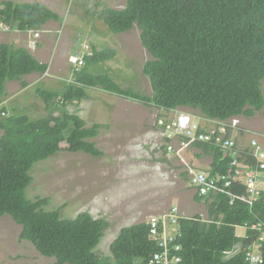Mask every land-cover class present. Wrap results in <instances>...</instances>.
<instances>
[{"label":"trees","instance_id":"obj_1","mask_svg":"<svg viewBox=\"0 0 264 264\" xmlns=\"http://www.w3.org/2000/svg\"><path fill=\"white\" fill-rule=\"evenodd\" d=\"M99 7L96 18L115 34L138 26L141 43L152 56L143 67L152 93L122 88L107 67L116 51L93 47L85 64L74 72L75 83L64 92H49L45 101L48 116L31 121L23 113L17 115L3 107L0 218L11 216L22 226L20 241L32 243L42 256L55 259L54 264H149L150 257L162 248L151 238L148 222L124 227L111 244L112 257L100 256L97 248L108 221L88 212L65 219L63 206L47 209L50 198H27L26 190L33 183L30 172L37 162L61 151L103 156L92 141L103 125L87 127L84 118L66 107L67 102L79 105L88 96V88H101L150 108L199 110L210 120L251 119L263 112L264 0H126L120 10L102 3ZM60 19L41 3L0 0V25L9 31L40 30L48 21ZM48 68L26 48L1 43L0 98L6 94L7 82L45 74ZM60 99L64 101L59 107ZM195 147L212 157V177L225 176L232 169L234 157L225 156L214 142H198ZM241 151L239 161L256 164L252 149ZM225 190L242 195L246 187L234 181ZM194 198L209 203V218L196 215L179 220L175 244L182 248L177 254L183 264H246L245 249L260 232L249 228L238 236L237 227L264 222V192L253 206L238 198L231 203L222 192L207 197L195 194Z\"/></svg>","mask_w":264,"mask_h":264},{"label":"rangeland","instance_id":"obj_2","mask_svg":"<svg viewBox=\"0 0 264 264\" xmlns=\"http://www.w3.org/2000/svg\"><path fill=\"white\" fill-rule=\"evenodd\" d=\"M13 1L18 4L26 3L25 0ZM59 3L56 9L64 20L70 21L71 30L75 28L79 34L87 35L88 29L97 19L95 13L100 3L120 10L124 8L126 0H60ZM106 32L103 28L96 29L89 36L91 43L101 44V49L111 48L116 51L115 58L107 62L116 83L122 88L150 95L151 85L149 78L143 74V67L152 56L141 43L138 26L120 34L110 30ZM15 39L6 28L0 27V44L26 46L21 41L15 43ZM78 39L80 40H74V43H80L85 37ZM68 41L66 39L65 43L61 42L59 47L64 49L71 44ZM75 46L78 48L79 44ZM60 58L57 57L56 64H61L65 70V58ZM35 59L38 60L36 56ZM57 68L60 67L54 64V70L48 69L45 74L26 75L17 80L20 84L24 81L35 83L40 78L41 82L31 85L16 98L17 104L24 107L16 112L17 115L23 113L31 121L45 116L42 102L48 99L49 92H64L70 86L69 80H72V76H59ZM63 72L66 75L68 73L66 70ZM261 87L264 94V80ZM86 92L88 96L81 101L79 110L76 109V101L67 102L66 107L71 113L82 116L88 127L94 123L103 125L95 143L105 153L102 157L94 158L83 152L63 151L37 162L30 172L33 183L26 190L27 198H50L51 204L47 209L51 211L63 206L61 214L65 219H73L80 213L89 212L94 218L107 220L109 226L97 248V252L103 257H112L111 244L124 227L147 222L152 216L165 213L172 207H178L184 217L200 215L208 220L209 203L195 201V192L190 187L186 173L185 162L195 163L194 154H198L199 150H189L184 156L185 161L171 156L169 162L153 161V165L148 166L146 163L150 161V156L144 151L155 147L165 150L163 135L159 132L161 130H158L159 127L155 128L156 119L161 116L176 119L181 115H201L199 110L180 107L168 112L123 99L101 88H91ZM38 93L40 97H37ZM11 94L8 93L7 97H11ZM232 121H236L242 129L233 132L240 150H251L253 139L264 149V111L251 119L241 116ZM160 156L158 155L159 158ZM117 161L119 167H116ZM211 161L212 157L204 156L197 165L209 172ZM21 230L22 226L11 216L0 218V264H54L55 259L42 256L32 243L20 241ZM238 234L243 235L244 230L238 229Z\"/></svg>","mask_w":264,"mask_h":264},{"label":"built area","instance_id":"obj_3","mask_svg":"<svg viewBox=\"0 0 264 264\" xmlns=\"http://www.w3.org/2000/svg\"><path fill=\"white\" fill-rule=\"evenodd\" d=\"M36 39L40 37L37 32ZM36 40L32 42L35 46ZM84 52L76 53L71 57L72 63L76 64L77 69L85 64V57L91 56L90 47L83 46ZM3 103L0 101V116L5 117V111H2ZM172 112V111H168ZM235 119V118H233ZM156 125L162 130L166 139L167 151L177 157L182 158L184 151L195 148L198 142H214L225 151V156L234 157L231 163L232 169L225 176L212 177L210 172L187 164V172L190 181V187L195 194L201 196H210L219 192L226 193L231 203L235 198L240 199L250 206H253L264 192V149L256 139L251 141L252 154L256 159L255 165H248L239 161L241 150L237 146L233 132L241 131V127L232 119L227 121L210 120L202 115H181L176 119H168L161 116L157 119ZM234 181H240L246 187V192L242 195L232 194L225 190L230 187ZM184 217L180 214L178 207H172L165 213L152 216L148 220L150 225L151 238L158 241L162 248L160 252L153 254L149 259V264H183V259L177 253L182 250L181 246L175 244L179 235V220ZM177 227V228H176ZM251 228L260 232L258 237L245 249L246 264H264V251L262 244L264 242V222H259L249 226L248 224L238 226L237 229H243L244 232ZM238 236H242L238 234Z\"/></svg>","mask_w":264,"mask_h":264},{"label":"crops","instance_id":"obj_4","mask_svg":"<svg viewBox=\"0 0 264 264\" xmlns=\"http://www.w3.org/2000/svg\"><path fill=\"white\" fill-rule=\"evenodd\" d=\"M25 2L26 3L37 2V3L44 4L49 9H51L53 12L58 14L61 18L60 20H50L45 25H43V27L41 28V31H40L41 36L39 38V43H38L36 49H31L29 47L30 41L34 38V33L30 32V31H24V32L23 31L22 32L21 31H15V30L10 31L11 35L13 34L16 38L14 40L15 43H18L19 41H21V43L26 44V46L24 45L23 47L26 48L27 50H29L30 53L34 57L36 56L38 61L47 64L49 66V68H48L49 71L54 70L53 67L55 64L56 66L60 67V68H57V72L61 74V75L59 74V76H62V75H63V77L72 76V78H73V77H75V74L72 72V66L69 63V58L72 55H74L76 53L84 52V49H83L84 45H88L90 47V51H92L93 47H95L97 50H103V48L101 49L102 46L100 43L99 44L91 43V36H89L90 32L92 33L96 29L99 30V29L103 28L105 30V32L109 30L108 26L103 21L99 20L98 18L95 19L96 22L94 21V23H92L91 27L88 29L89 33H88V31L86 32V33H88L87 35H85L84 33L79 34L77 29L74 28L73 30H71L70 21H68V19H67V21L64 20V17L62 15H60L59 11L56 9L60 0H37V1L25 0ZM61 4L62 3H59V5H61ZM101 9H102V7H99L98 11ZM96 12H97V10H96ZM95 15H96V13H95ZM106 33H107L106 38L108 39V32H106ZM83 36L85 37V39H83L80 43L79 42L74 43V40L79 41L80 39H78V38H83ZM66 39L69 40L68 42L71 44L65 46L64 49H62L61 47H59L60 46L59 44H62L61 42L65 43ZM78 44H79V47L77 48L75 45H78ZM19 47H22V46H19ZM48 48H49V50H48ZM57 57H61V58L64 57L65 58V70H66V73L68 72L67 75L63 72L65 70L61 66V64H56ZM53 58H54V60H52ZM38 74L40 75L41 73H34L32 75L35 76ZM39 79L35 83H32V82L29 83V82L24 81L20 84V82H18L19 80L8 82L6 84V94L2 97V100H4L5 107L8 108V110L11 112H17L18 110H20V108L23 109L24 107L20 103L17 104L16 98H18L19 95L24 92V90L30 88L31 85L34 86L35 84L41 83ZM44 81H47V80H44ZM44 81L42 80V82H44ZM23 83H26L27 86L23 87L22 86ZM88 89H91V88H88ZM53 92H55V91H53ZM8 93L9 94L12 93L11 97H7ZM37 97H40V96H37ZM40 99H38V100H40ZM42 103H43L42 107H44V111H45V116H43V118H44V117L49 115L50 111L47 107L46 102H42ZM73 103H75V101ZM19 105L21 107H19ZM42 107H40V108H42ZM79 108H81V103L79 105L76 104V109L79 110ZM24 113H26V112H24ZM77 113H79V111ZM156 121H157V119H156ZM155 128H158L156 123H155ZM158 130H161V129L158 128ZM0 132H1V134H0V139H1V137L4 134V131L0 128ZM159 132H161V134L163 135L162 130ZM163 139H164L163 145L165 147L166 146V139H165L164 135H163ZM95 140H96V138H94L92 141L96 142ZM195 149L199 150L198 154L197 153L194 154V158L196 160L195 163H190V162H185V163H186V166H187V164H192V165H195V166L201 168L200 165H197V163L199 164V160L202 159V157L208 156V155H205L203 153V151L198 149L197 147H195ZM140 151H143V149ZM144 151L146 154L149 153V156H150V157H148L150 159V161L148 163H146L147 166H148V164L153 165V163H152L153 161H155L156 163L159 162V160L163 161V162H166V161L169 162V159L171 156L176 157L175 155L167 152L166 147H165V150H163V149L159 150L155 147V148H152L151 150H144ZM102 152H103V154L105 153L104 151H102ZM187 152H189V151H184L182 153L183 159L180 157L183 161H185L184 156L187 154ZM191 153H193V151ZM86 155H88V154H86ZM158 155H161L160 158L158 157ZM89 156L92 157L91 155H89ZM100 157H102V156H100ZM94 158H99V157H94ZM211 163H212V161H211ZM211 163L209 164V167L211 166ZM116 167H119L118 161L116 162ZM179 211H181V210L179 209Z\"/></svg>","mask_w":264,"mask_h":264},{"label":"clouds","instance_id":"obj_5","mask_svg":"<svg viewBox=\"0 0 264 264\" xmlns=\"http://www.w3.org/2000/svg\"><path fill=\"white\" fill-rule=\"evenodd\" d=\"M0 27H3V29L4 28H6L7 30H8V32H10L9 31V29H8V27H6V25H0ZM12 31V30H11ZM15 31H19V30H15ZM28 31H30V32H32V33H34V38L30 41V48L31 49H36L37 48V45H38V43H39V38H37L36 39V37H35V34L38 32L39 34H40V31H41V29L40 30H28ZM22 32V31H21ZM24 32V31H23ZM41 36V35H40ZM34 40H36L37 41V43H36V45L35 46H33L32 45V42L34 41ZM30 52V51H29ZM91 53H92V51H91ZM73 56V55H72ZM71 56V57H72ZM71 57L69 58V63H70V65L72 66V72L74 73V72H76L77 71V67L78 66H76V64H74V63H72V61H71ZM81 67V66H80ZM80 67L78 68L79 70H80ZM75 74V73H74ZM75 77H73L72 78V80H69V83L71 84V83H75ZM61 101H60V104H59V107L61 106V104L63 103V99H60ZM0 101L3 103V107H5V105H4V100H2L1 98H0ZM2 107V108H3ZM0 118H5V117H1L0 116ZM158 127V126H157ZM166 150H167V146H166ZM61 152H63V151H61ZM65 152V151H64ZM168 152V151H167ZM60 153V152H59ZM174 155V154H173ZM180 158V157H179ZM187 169V168H186ZM209 172H210V169H209ZM186 173L188 174V172L186 171ZM194 191V190H193ZM180 212V211H179ZM89 213V212H88ZM91 214V213H90ZM181 214V213H180ZM92 215V214H91ZM93 216V215H92ZM94 217V216H93ZM148 222V221H147ZM237 235H238V230H237Z\"/></svg>","mask_w":264,"mask_h":264}]
</instances>
